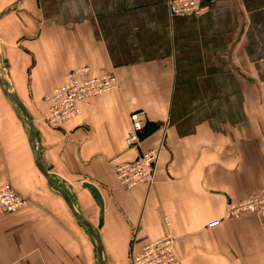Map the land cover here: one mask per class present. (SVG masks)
<instances>
[{"label":"crops","instance_id":"0c3cea01","mask_svg":"<svg viewBox=\"0 0 264 264\" xmlns=\"http://www.w3.org/2000/svg\"><path fill=\"white\" fill-rule=\"evenodd\" d=\"M0 59L44 165L94 226L107 264H133L169 231L178 264H264V216L207 225L230 201L264 188V0H210L198 16L172 15L168 0H0ZM82 65L113 72L120 88L50 126L45 96ZM136 110L146 117L144 142L130 147ZM160 143L153 182L122 187L116 165ZM85 180L103 197L102 223ZM5 183L28 203L0 215V264H101L86 226L37 166L23 115L0 85Z\"/></svg>","mask_w":264,"mask_h":264},{"label":"built area","instance_id":"2783aa9c","mask_svg":"<svg viewBox=\"0 0 264 264\" xmlns=\"http://www.w3.org/2000/svg\"><path fill=\"white\" fill-rule=\"evenodd\" d=\"M172 15H199L209 9V0H168ZM120 88V80L114 73L92 74L89 66L82 65L69 70L64 81L45 98L49 107L44 112L45 121L53 127L61 126L66 120L80 113V103L95 96L115 91ZM142 111L130 115L126 142L130 147H141L144 142L146 117ZM162 144L142 149L139 156L116 165V175L124 188H135L141 184H151L161 153ZM23 200L16 195L11 185L0 186V215L21 207ZM244 212L264 214V189L259 195L232 202L229 215L238 216ZM167 219V218H166ZM219 220L212 221L214 226ZM176 247L170 234L150 242L133 257V264H171L175 261Z\"/></svg>","mask_w":264,"mask_h":264},{"label":"water","instance_id":"95a60500","mask_svg":"<svg viewBox=\"0 0 264 264\" xmlns=\"http://www.w3.org/2000/svg\"><path fill=\"white\" fill-rule=\"evenodd\" d=\"M0 85L3 88L4 92L17 104L23 115V118L29 129L30 145L34 153L35 162L37 166L40 168V170L46 177L50 186H52V188H54L65 199V201L67 202L68 206L71 208L75 217L90 230V232L93 235L94 241L96 243V248L101 260V264H107L103 255V247H102L101 239L97 231L95 230L94 226L82 214V212L78 210L68 191L65 188H63L61 185H59L56 181L53 180L50 174L49 167H46L41 159L40 152L37 146L36 129L30 118L28 110L26 109L25 105L23 104V102L21 101L15 90L4 81V79L1 76V73H0ZM83 186L88 188L93 198L95 199L96 203L98 204L100 208V222L102 223L104 217V201L99 189L93 183L86 180L83 181Z\"/></svg>","mask_w":264,"mask_h":264},{"label":"rangeland","instance_id":"374dc122","mask_svg":"<svg viewBox=\"0 0 264 264\" xmlns=\"http://www.w3.org/2000/svg\"><path fill=\"white\" fill-rule=\"evenodd\" d=\"M210 1V0H209ZM202 14H204V13H202ZM199 15H201V14H199ZM193 16H198V15H193ZM0 67H1V72H2V75H3V79H4V81L5 82H7L8 84L9 83H11L10 82V80H9V78H8V76H7V74H6V65H5V63L0 59ZM73 69V68H72ZM71 70V69H70ZM108 73H113V72H108ZM66 75V74H65ZM65 78V77H64ZM10 85V84H9ZM59 86V85H58ZM20 110V109H19ZM137 112L139 111V110H136ZM21 112V111H20ZM132 113V112H131ZM131 115V114H130ZM161 151H162V148H161ZM5 184H8V183H5ZM10 184V183H9ZM11 185V187L13 188V191L16 193V195L18 196V197H20L22 200H23V202L21 203L22 205H21V207L20 208H22V207H24L27 203H28V196L26 197L25 195H22L21 193H19L13 186H12V184H10ZM1 186V185H0ZM264 189V188H263ZM262 189V190H263ZM262 190H260L259 192H257V193H254V194H252V195H250V196H248V197H246V198H242V199H239V200H232V201H230L229 203H228V208H227V210H226V212H225V214H224V216L222 217V218H220V219H218L219 220V223L220 222H222L224 219H226V218H233V217H240V216H242V215H244V214H246V213H254V214H256V215H258V216H264V214H258V213H256V212H244L243 214H241V215H238V216H233V215H229V206H230V204L232 203V202H239V201H241V200H244V199H247V198H251V197H254L255 195H259L260 194V192L262 191ZM70 191V193L72 194V190H69ZM73 195V194H72ZM20 208H18V209H16V210H19ZM16 210H14V211H16ZM10 212H13V211H10ZM4 213H6V211L4 212ZM3 214V213H2ZM168 218V217H167ZM95 222H96V227L98 228V222H97V220H95ZM211 222H209L207 225L209 226V224H210ZM219 223H217V224H219ZM216 224V225H217ZM215 226V225H214ZM85 227V226H84ZM86 228V230L89 232V234H90V237H91V239H92V241H93V243H95V241H94V238H93V235H92V233L90 232V230L89 229H87V227H85ZM165 234H170L173 238H174V242H175V244H176V236L172 233V232H167V233H165ZM164 234V235H165ZM162 237V236H161ZM160 238V237H159ZM158 239V238H157ZM156 240V239H155ZM154 241V240H153ZM152 242V241H151ZM150 243V242H149ZM148 243V244H149ZM147 245V244H146ZM95 246H96V243H95ZM175 247H176V245H175ZM97 249V248H96ZM179 261H180V255H179V253H178V251H177V249H176V253H175V261L173 262V263H171V264H178L179 263Z\"/></svg>","mask_w":264,"mask_h":264}]
</instances>
